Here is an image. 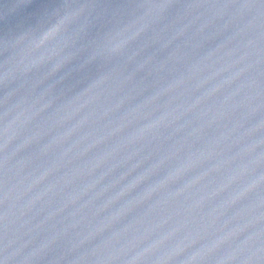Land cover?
Instances as JSON below:
<instances>
[{
    "label": "water",
    "instance_id": "water-1",
    "mask_svg": "<svg viewBox=\"0 0 264 264\" xmlns=\"http://www.w3.org/2000/svg\"><path fill=\"white\" fill-rule=\"evenodd\" d=\"M218 0H0V264H158Z\"/></svg>",
    "mask_w": 264,
    "mask_h": 264
}]
</instances>
